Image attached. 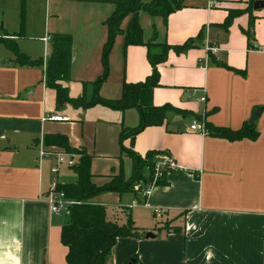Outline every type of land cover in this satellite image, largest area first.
Instances as JSON below:
<instances>
[{"label": "crops", "instance_id": "0c3cea01", "mask_svg": "<svg viewBox=\"0 0 264 264\" xmlns=\"http://www.w3.org/2000/svg\"><path fill=\"white\" fill-rule=\"evenodd\" d=\"M248 1L182 0V8L166 21L139 11L144 42L154 29L157 43L179 45L200 31L203 39L185 52L170 50L157 65L159 81L151 90L150 103L174 109L166 112L161 125L146 127L132 144L129 139L124 142L140 156L160 151L155 160L171 159L178 168L166 175V185H152L147 196L142 193L151 185L147 182L122 193L125 203L108 219L129 216L137 235L116 239L109 264H125L134 256L135 264H264V8H252L235 17L227 29L221 27L229 10H243ZM27 7L22 36L17 35L19 7L0 9V264H67V248L60 243L62 214L50 213L45 195L53 182L63 184L62 168L72 169L62 163L53 174L54 153L65 150L43 140L63 135L71 148L84 147L55 131V124L65 121L42 120L72 106L56 104L42 64L51 53V37L69 35V80L61 85L71 98L79 97L76 91L82 87L89 100L92 83L102 74L104 21L115 6L110 0H43L36 15ZM131 17L122 20L123 31ZM249 28L251 38L245 34ZM12 41L29 60L40 63H18L5 45ZM123 43V34H118L108 55V77L100 91L104 99L120 98L124 81H144L151 74L146 46L124 49ZM212 57L230 69L218 66ZM258 108L262 112L254 122L258 131L254 140L228 141L190 129L200 118L237 130ZM74 111L79 118L90 112L102 122L121 121L126 128L139 122L136 108L115 111L94 105ZM42 151L53 154L41 155ZM73 174L71 183L76 181ZM143 175L147 177V169ZM94 177L92 173V182ZM94 199L89 202L99 204ZM146 232L155 237L146 238Z\"/></svg>", "mask_w": 264, "mask_h": 264}, {"label": "trees", "instance_id": "16d2710c", "mask_svg": "<svg viewBox=\"0 0 264 264\" xmlns=\"http://www.w3.org/2000/svg\"><path fill=\"white\" fill-rule=\"evenodd\" d=\"M110 1L114 4L115 8L104 21L107 27V38L103 45L100 59L102 74L92 83V95L89 100H86L83 95L77 98L69 97L68 88L61 85V81L69 80L71 60V38L69 35L55 34L51 37V53L46 61L44 81L46 86L55 90L56 104L58 106L69 103L75 108L86 109L94 105H102L120 111L136 108L139 113L138 125L133 128H122L119 135L122 151L132 158V175L128 179H124L120 174L116 175L103 187H96L92 183V173L90 172L91 157L83 149L77 150L71 148L68 145L66 137L63 135L47 136L43 140V144L56 145L62 147L67 153L75 152L79 155L75 164L71 166L72 171L76 175V181L69 184H57V189L62 190L68 199L79 202L71 206L69 219L62 225L60 231V241L67 248L65 255L67 264H109L111 248L115 244L116 239L137 235V229L133 226V222L129 216L125 224L118 225L115 222L107 220L105 208L102 205L92 204L89 200L101 192L116 191L124 193L133 191L135 185L144 181L152 185H166V170L161 171L160 177L153 179L155 156L162 152L148 151L144 156H140L131 148V145L128 147L124 142L129 139L130 144H132L135 136L146 127L161 125L166 112L174 109L169 104L153 106L150 103L151 90L158 85L159 81L157 65L166 60L170 50H173L175 53H182L197 44L199 45L203 39V33L200 31L195 39L190 38L179 45H170L165 42L157 43L155 42L156 31L154 29L151 39L147 42L143 41L142 28L138 20L139 11L143 10L153 17L160 16L166 21L170 13L182 8V0H150L147 3H143L141 0ZM254 1L249 0L247 8L243 10H229L221 27L227 29L235 17L244 12H251ZM24 6L23 0L20 6L18 36H22L24 32ZM129 14H132V17L123 31L120 28L121 22ZM249 24L251 28V17ZM250 28L245 32L248 38L252 37ZM118 34H123L124 49L129 45L146 46V56L152 66V71L144 81L136 83L124 81L122 83L121 97L109 100L100 97L98 91L108 77V55ZM5 45L14 53L18 63H40L37 60H29L19 51L15 42H5ZM212 60L218 66L230 69L226 64L216 61L213 57ZM198 119L204 123L207 134L212 137L236 141L242 139L254 140L258 136L254 123L249 124L248 121H244L239 129L232 130L228 127L214 126L210 122ZM144 169H147L149 172L147 180L142 175ZM175 230H178V228L167 227V231ZM136 261L137 257L134 256L125 264H135Z\"/></svg>", "mask_w": 264, "mask_h": 264}, {"label": "rangeland", "instance_id": "374dc122", "mask_svg": "<svg viewBox=\"0 0 264 264\" xmlns=\"http://www.w3.org/2000/svg\"><path fill=\"white\" fill-rule=\"evenodd\" d=\"M22 1L23 0H0V9L5 6L8 11H12L14 9H18L19 7L20 14V6ZM42 1L43 0H24V4L28 6L27 8L30 9L32 14L34 13L36 15V11H40L41 9ZM6 14V19L8 22H10L11 19L8 15L9 12H7ZM100 91L101 87L98 91V94L100 97H102ZM76 93L77 96L83 95L85 98L84 90L82 87H80V89H77ZM68 94H70V92ZM69 97L71 96L69 95ZM106 108L109 110H115L108 107ZM73 109L76 110L78 108H74L68 105L64 110L59 111L61 115L68 114V119H72L73 122L65 120V122L63 123L55 124L54 128L56 132L65 133L67 136H69L73 143H77L79 146L84 147V151L91 157L90 172L95 174V181H93L92 183L96 187H103L114 176L119 174L122 175L124 179H128L132 175L133 162L132 158L122 151L121 145L119 143L120 132L122 128H126V126H124L121 121L115 124H112L113 122H102L97 118V116L91 115L90 112H87L86 114L81 113V115L83 116L82 118H79L76 114L79 110L76 112ZM69 144L72 145V143L70 142ZM72 154L75 155L74 158L76 160L79 158V155L77 153L72 152ZM157 162L158 160L155 161L153 179L160 177L161 171H169L168 169H166L165 165L161 166V171L159 170L156 176L155 166ZM59 169L60 166L58 170ZM60 171L59 181H61L62 183L69 184L75 179L72 171H68L63 168ZM148 177L149 172L147 177L144 178L147 180ZM146 182L147 181L141 183ZM141 183L135 185V187L140 186ZM91 199H94L97 203L105 208L107 220H109V217H112L113 210L117 209L120 205H123L125 203L122 193H118L116 191L101 192ZM69 211L67 213H63L62 216L59 217V223H61V225L65 224L69 219ZM126 220L127 219L124 214H118V216H115V218L112 219V222H115L118 225H122L126 223Z\"/></svg>", "mask_w": 264, "mask_h": 264}, {"label": "built area", "instance_id": "2783aa9c", "mask_svg": "<svg viewBox=\"0 0 264 264\" xmlns=\"http://www.w3.org/2000/svg\"><path fill=\"white\" fill-rule=\"evenodd\" d=\"M45 40H48V38L46 37ZM42 66H43L44 76H45L46 59L43 60ZM200 100L203 101L204 98H201ZM42 120L43 121H65V120H68V117L61 116V115L49 114V115L44 116L42 118ZM190 129L193 131H198L202 134H207L204 123L200 122V121L199 122L194 121L190 125ZM49 153L53 154V152H46V151H42L40 154L41 155H47ZM54 154L56 155V164L51 167V172L53 174L58 172V168H59L60 164L64 163L67 166L71 167L76 162L74 155H72V154L65 153V152H61V153L56 152ZM164 165L166 166V169L169 170V171H167V174L178 168V165L173 160L168 159V158H162V159L158 160V162L156 163V166H155L156 176H157L159 170L161 169V166H164ZM151 186H152V184L149 187H146L144 189V191L142 192L144 196H147L150 193ZM45 200L49 206L50 213L58 214V215L63 214V213H67L70 210L72 205L79 203L76 200L68 199L64 195V192L62 190L57 189V184L55 182L52 183L49 190L46 192ZM159 212L160 211L157 209L154 210V213H159Z\"/></svg>", "mask_w": 264, "mask_h": 264}, {"label": "water", "instance_id": "95a60500", "mask_svg": "<svg viewBox=\"0 0 264 264\" xmlns=\"http://www.w3.org/2000/svg\"><path fill=\"white\" fill-rule=\"evenodd\" d=\"M254 10H258V9H262L264 8V0H255L253 2V7H252ZM262 112V108H258L257 110H255L253 112V114L250 116L249 120H248V123L249 124H253L257 117L260 115V113ZM145 237L146 238H154L155 237V234H153L152 232H146L145 233Z\"/></svg>", "mask_w": 264, "mask_h": 264}]
</instances>
